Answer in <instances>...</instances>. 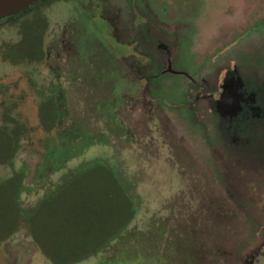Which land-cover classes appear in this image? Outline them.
Returning a JSON list of instances; mask_svg holds the SVG:
<instances>
[{
    "label": "rangeland",
    "instance_id": "374dc122",
    "mask_svg": "<svg viewBox=\"0 0 264 264\" xmlns=\"http://www.w3.org/2000/svg\"><path fill=\"white\" fill-rule=\"evenodd\" d=\"M159 3L173 68L203 82L196 101L186 76L154 79L170 50L142 56L129 22L113 21V0L43 4L41 59L23 58L39 42L18 20L0 23V127L22 125L0 181L22 172L25 210L72 174L94 204L119 181L134 217L119 229L112 218L108 244L92 241L74 254L96 252L71 264H264V0ZM121 206L108 202L91 233ZM43 223L46 233L57 227ZM0 264L54 263L22 222L0 242Z\"/></svg>",
    "mask_w": 264,
    "mask_h": 264
},
{
    "label": "trees",
    "instance_id": "16d2710c",
    "mask_svg": "<svg viewBox=\"0 0 264 264\" xmlns=\"http://www.w3.org/2000/svg\"><path fill=\"white\" fill-rule=\"evenodd\" d=\"M41 54V51L38 50L36 59H41ZM27 57H30V55L26 54L23 56V58ZM58 112L60 113V111ZM50 117H52V121L57 119L56 114ZM21 132L22 125L19 129L17 126L13 129L10 125L0 127V165L13 162L18 146L17 137ZM81 178L80 176L76 177L74 174L67 177L55 189L51 190V192L49 191L39 205L31 210H25L20 203V195L23 189L22 172H15L11 177L0 181V242L10 239L19 230L23 222L29 227L31 235L38 242L44 254L54 264H71L93 255L96 249H86L79 254H74V252L85 249L92 241H97V239H100L101 246H106L108 244V237L111 235L107 222L116 217L117 229H119L123 222V224L126 223L128 225L135 214L133 201L119 181L113 182V184H109L108 186H103V191L106 192L108 200L107 203L114 204L115 201L120 205L122 204L123 207L121 206L120 210L117 208V214L113 217L111 213L107 217H105V214L99 220L101 224L98 223L100 225V232L98 233L95 229L91 233L93 224L97 225L95 219L98 215L105 212V205L107 203L94 204L91 202L92 199L84 197L83 191L86 188H82V183L80 182V185L75 186L76 182L81 181ZM70 194L77 201L74 208L76 211L68 209V205L71 202H68L67 197ZM92 217L94 218L93 220ZM43 220L47 224L48 222L54 223L58 227L55 228V231H57L46 233ZM52 232H55V234ZM54 235H57L58 239L64 240L62 243L66 247L50 248L47 246V239L52 238Z\"/></svg>",
    "mask_w": 264,
    "mask_h": 264
},
{
    "label": "flooded vegetation",
    "instance_id": "af4514ba",
    "mask_svg": "<svg viewBox=\"0 0 264 264\" xmlns=\"http://www.w3.org/2000/svg\"><path fill=\"white\" fill-rule=\"evenodd\" d=\"M50 1L52 0H38L27 9L0 20V23L8 21L9 19L18 20L20 23V27L23 29L24 34L26 35L28 33L31 37H34L36 40H38V50H40L42 53V41L48 26V19L47 16L44 15L42 12V6L45 3H50ZM133 1L136 4L134 8L127 6L125 7L123 2L113 0L114 6L110 10H117L119 12L114 15L115 17L113 18V21H115V19H119L122 26L124 22H129V43H133V45L138 47L142 56H145L146 58L158 59L161 58L169 49L170 53H168L167 57V68L153 73L152 75L154 79H158L159 81L160 75L164 74L165 72L171 74H182L186 76V78L190 80L194 87L195 96L193 99L196 101V90H202L204 86L203 82L202 80L200 81V78L198 79V77H192L186 71H180L173 68V61L171 60V49L164 42L165 12L163 5L159 3V0H128V3L133 4ZM127 9L129 10L128 15L130 19L124 17L127 16ZM26 15L28 16V18H26ZM18 47L19 45L14 46L13 48L14 50H17ZM31 52L32 50L30 49V53ZM37 54L38 52L36 53V55H33L31 53L30 57L37 58ZM218 86L219 85L217 82L216 88L218 89L215 93H213V95L216 94L215 96H220L223 91L226 92V89L223 90L224 88L222 90H219ZM211 93V90L210 92H207L208 95H211ZM204 98L206 97L202 96L200 99L204 100ZM209 100L212 101L211 99ZM201 101L202 100H200V102Z\"/></svg>",
    "mask_w": 264,
    "mask_h": 264
},
{
    "label": "water",
    "instance_id": "95a60500",
    "mask_svg": "<svg viewBox=\"0 0 264 264\" xmlns=\"http://www.w3.org/2000/svg\"><path fill=\"white\" fill-rule=\"evenodd\" d=\"M38 0H0V20L27 9Z\"/></svg>",
    "mask_w": 264,
    "mask_h": 264
}]
</instances>
